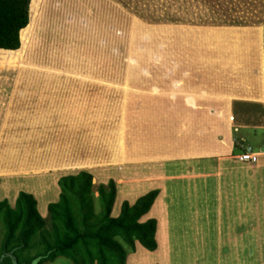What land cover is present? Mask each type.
I'll use <instances>...</instances> for the list:
<instances>
[{
  "label": "rangeland",
  "instance_id": "rangeland-1",
  "mask_svg": "<svg viewBox=\"0 0 264 264\" xmlns=\"http://www.w3.org/2000/svg\"><path fill=\"white\" fill-rule=\"evenodd\" d=\"M29 14L24 53L8 57L20 63L0 66V200L14 206L31 193L47 217L59 179L87 171L96 198L116 182L114 216L160 191L142 219L157 220L159 248L139 245L127 264H264V231L231 251L218 246L212 217L194 219L200 231L184 227L185 195L200 178L232 177L190 151L212 141L202 130L215 118L200 109L216 114L227 101L262 117L264 101L242 98L264 82V0H31ZM246 132L254 145L264 140L262 128ZM5 235L0 221V254Z\"/></svg>",
  "mask_w": 264,
  "mask_h": 264
},
{
  "label": "trees",
  "instance_id": "trees-1",
  "mask_svg": "<svg viewBox=\"0 0 264 264\" xmlns=\"http://www.w3.org/2000/svg\"><path fill=\"white\" fill-rule=\"evenodd\" d=\"M30 3L0 0L1 67L20 63L8 57L24 53L20 49L21 33L25 48L28 38L23 33L31 32L33 25ZM246 151L238 147L235 155ZM92 181L93 175L87 171L62 176L58 181L59 200L48 205L47 217L41 214L39 201L31 193L21 191L14 206L0 200V221L6 229L0 264H45L61 257L72 264H127L139 245L157 251L158 222L142 219L151 211L160 191L154 190L134 204L124 201L120 214L114 216L116 182L100 185L96 198Z\"/></svg>",
  "mask_w": 264,
  "mask_h": 264
},
{
  "label": "crops",
  "instance_id": "crops-1",
  "mask_svg": "<svg viewBox=\"0 0 264 264\" xmlns=\"http://www.w3.org/2000/svg\"><path fill=\"white\" fill-rule=\"evenodd\" d=\"M263 88L264 82L263 86L260 87L259 95H255V93L250 97H243L242 100L250 104H256L261 103L256 101L259 98L263 102ZM233 96L235 98L232 102L241 99L239 95L233 94ZM225 105L223 108L218 107L216 114H213L209 107L200 109L201 113L206 112L204 110L208 109V113L206 112L205 116L207 122H209L208 119L212 121L215 118V121H212V123L210 121L211 124L204 123L203 126L205 127V124H207L208 128L202 130L205 135L208 134L207 136L212 138V141L209 144L203 142L190 151L194 150L195 152L200 150V155H202L200 158H203L204 162L205 160L208 162L207 170L209 172L217 168V171H221L222 175H231L232 177H225L221 183L218 180L210 179V177L209 180L200 178L202 182L198 191L190 189L187 195H185L184 208L189 209V212L185 216L192 217V219L188 220L184 227L189 229L197 228L200 231L202 226L192 225L197 218H200L198 215L205 219L212 217V221L216 225L213 227L214 231L212 233L215 234L218 246L222 245L223 248L227 247L232 251L237 245L241 247V238H243L244 234L258 236L259 233H263L264 231L262 228L264 222V198H261L263 195L261 190H264V140L254 145L253 142H250L249 137L245 135L246 131L252 127L264 130V102L261 103L263 105V113L260 115L262 116L260 118L255 115L257 113L255 110H247L246 106L242 109L246 111H239L238 113L240 114H237L235 109L233 111V106H230V110H228L227 101ZM195 120L200 119H193L190 116L189 122ZM213 122L214 124H218L217 127L213 126ZM193 126L192 132L194 133V137L201 138L200 132H198L199 126L196 124ZM242 131L245 132L242 133ZM238 147L242 149L247 148L248 151L235 155V150ZM256 147L258 151H255ZM250 148L257 156V161H241L238 157L249 153ZM217 171L215 173H218ZM202 176L204 177V175ZM203 185H205V188H203ZM227 187L230 188V193L222 192V190L226 191ZM258 192L262 195L259 196L260 193L258 195ZM243 195L244 200L242 199ZM210 196H212L211 199L209 198ZM258 197L262 199L263 205L260 204L261 202H258ZM197 200L199 202H196ZM198 210L202 212L199 213ZM209 211H211V214H208ZM191 226L193 227L191 228ZM159 227H161L160 222ZM235 256L237 259L239 258V254L236 251ZM223 257L226 258L227 256Z\"/></svg>",
  "mask_w": 264,
  "mask_h": 264
},
{
  "label": "built area",
  "instance_id": "built-area-1",
  "mask_svg": "<svg viewBox=\"0 0 264 264\" xmlns=\"http://www.w3.org/2000/svg\"><path fill=\"white\" fill-rule=\"evenodd\" d=\"M240 160L243 161V162H246V161L255 162L256 161V157L251 155V154H244L243 156L240 157Z\"/></svg>",
  "mask_w": 264,
  "mask_h": 264
},
{
  "label": "clouds",
  "instance_id": "clouds-1",
  "mask_svg": "<svg viewBox=\"0 0 264 264\" xmlns=\"http://www.w3.org/2000/svg\"><path fill=\"white\" fill-rule=\"evenodd\" d=\"M246 154H251V155L255 156V157H256V161H257V156L253 153V151H252V152H249V153H246ZM243 155H244V154H243ZM243 155H242V156H243ZM240 157H241V156H240ZM240 157H238V158L240 159ZM256 161H255V162H256ZM246 162H248V161H246ZM250 162H251V161H250ZM252 162H253V161H252Z\"/></svg>",
  "mask_w": 264,
  "mask_h": 264
},
{
  "label": "bare ground",
  "instance_id": "bare-ground-1",
  "mask_svg": "<svg viewBox=\"0 0 264 264\" xmlns=\"http://www.w3.org/2000/svg\"><path fill=\"white\" fill-rule=\"evenodd\" d=\"M142 189H143V186H142ZM151 189V188H150ZM146 192V191H145ZM163 198V197H162ZM158 212V211H157ZM160 240H161V238H160ZM245 250V249H244ZM227 258V257H226Z\"/></svg>",
  "mask_w": 264,
  "mask_h": 264
},
{
  "label": "water",
  "instance_id": "water-1",
  "mask_svg": "<svg viewBox=\"0 0 264 264\" xmlns=\"http://www.w3.org/2000/svg\"><path fill=\"white\" fill-rule=\"evenodd\" d=\"M252 151H253V150L250 148V149H249V152H252Z\"/></svg>",
  "mask_w": 264,
  "mask_h": 264
}]
</instances>
